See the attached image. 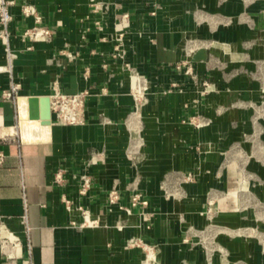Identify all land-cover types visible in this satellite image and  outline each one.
I'll return each mask as SVG.
<instances>
[{
  "label": "crops",
  "instance_id": "0c3cea01",
  "mask_svg": "<svg viewBox=\"0 0 264 264\" xmlns=\"http://www.w3.org/2000/svg\"><path fill=\"white\" fill-rule=\"evenodd\" d=\"M21 2L15 0L9 26L16 56L11 71L0 73V214L23 238L15 249L19 260L142 264V250L127 243L139 236L156 246L161 264L198 261L192 243L211 229L205 215L210 198H221L219 223L240 222L241 163L225 151L228 135L249 131L253 113L232 105L248 79L229 72L245 67L238 56L246 53V40H255L249 53H264V0H33L53 29L50 39L33 42L22 36L33 19L23 14ZM153 3L162 8L155 16ZM186 38L218 41L195 58L212 87L227 91L197 97L192 81L177 73L173 62L183 58ZM211 56L225 59L224 67ZM7 62L0 41V65ZM126 62L147 78L148 104L135 94ZM12 80L21 84V96L50 95L54 86L69 94L85 91L86 121L62 124L52 113L51 125L32 141L30 121L19 119L16 100L2 96ZM172 82L187 90L163 94ZM220 106L227 108L219 113ZM197 113L212 123L196 128L188 119ZM251 163L262 172L260 160ZM59 167L66 170L63 184L53 180ZM85 169L95 184L79 201L100 216V225L92 227L74 225L79 217L61 201L62 194L78 199V174ZM188 171L196 178L185 183ZM112 188L120 191L124 208L107 204ZM135 192L148 200L145 208L132 205ZM228 247L233 258L257 262L256 243L235 238ZM0 264H6L1 250Z\"/></svg>",
  "mask_w": 264,
  "mask_h": 264
},
{
  "label": "rangeland",
  "instance_id": "374dc122",
  "mask_svg": "<svg viewBox=\"0 0 264 264\" xmlns=\"http://www.w3.org/2000/svg\"><path fill=\"white\" fill-rule=\"evenodd\" d=\"M159 9H162L161 6L153 3L150 14L157 15ZM217 42L214 39L186 38L183 40V58L173 62L175 65H181V71H177V73L192 81L197 97L213 90H228V88L219 86L213 88V82L208 76L201 73L199 61L195 58L197 51L202 48L217 46ZM254 42L255 40L252 39L246 40L244 43L246 53L238 56L239 59L241 58L242 64L245 65L243 70L236 69L229 72L233 76L244 73L248 79L247 84L240 88L242 94L238 102L232 105H237V108L246 113H253L252 118L247 120L248 126L251 127L249 131L240 136L228 135L231 143L225 151L227 158L237 159L241 163L240 190L243 196L237 200L240 222L236 225L219 223L217 218L220 214L219 202L221 198H210L207 201L205 215L211 229L199 234L198 240L192 243L195 248L197 247L198 255L196 258L198 261L184 259L180 264H264V53L254 55L248 52L252 50ZM261 47L264 51V36L261 39ZM211 58H214L213 62L217 65L224 67L225 59L216 56H211ZM255 82L258 85H254ZM182 85L179 84L173 91H186L187 88L184 83ZM204 91L205 93H203ZM144 97L147 99L144 103L148 104V95ZM226 108V106H220L218 112L221 113ZM191 116H194L193 119H190ZM191 116L188 121L196 128L212 123L211 118L202 114L197 113ZM254 160H260L263 165L262 172L255 171L251 165ZM195 178L196 173L188 171L185 175V183L193 182ZM143 201L141 200L140 205L145 208L148 205V200L143 198ZM235 238L257 244L254 251L257 253V262L250 263L247 258L244 260L243 258L235 259L232 257L231 248L228 247V244ZM187 240H189V236ZM127 243L130 248L138 247L142 250V264H161L157 260V249L154 244L146 242L139 236L131 237ZM200 261L202 262L200 263Z\"/></svg>",
  "mask_w": 264,
  "mask_h": 264
},
{
  "label": "built area",
  "instance_id": "2783aa9c",
  "mask_svg": "<svg viewBox=\"0 0 264 264\" xmlns=\"http://www.w3.org/2000/svg\"><path fill=\"white\" fill-rule=\"evenodd\" d=\"M22 12L25 16L33 19V24L28 26L23 32L22 36L29 42L36 41L41 38L50 39L53 37V29L44 23L43 16L38 12V9L33 0H22ZM15 4V0H0V41L5 47L7 53V64L0 65V73L3 71H11L13 60L16 56V52L13 50L10 38L12 32L9 28L11 22L14 19L12 7ZM95 23L98 25L99 20ZM122 34L116 37V47L120 48L122 45ZM118 57L123 55L119 53ZM129 68L132 69L133 81L135 85V94L137 96L147 95V89L149 82L147 78L137 72L136 69L132 68L129 63H125ZM176 71H181V65L174 64ZM179 86L178 82H172L170 86L162 90L163 94L173 92ZM22 86L20 83L12 80L7 88L2 90V96L4 98H10L16 100L17 97L21 96ZM205 93V91L203 92ZM52 113L56 116V120L62 124H83L86 121V92L81 91L73 94L65 93L61 91L58 86H54V91L50 94ZM191 116L190 119H193ZM3 154L0 153V160H2ZM65 168L59 167L53 174V180L56 184H63L65 182ZM78 187H77V198L69 197L66 194L61 195V201L65 208L72 214H77L79 220H72L74 225L81 227H92L100 225V216L94 214L90 207L80 202L79 199L88 197L94 184L95 177L93 174L88 172L86 169L78 174ZM121 193L117 188H112L107 193L106 202L110 206L118 205L120 208L124 206L120 205ZM143 201L142 194L135 192L132 195V205H139ZM146 203L145 201H143ZM127 209V208H126ZM27 216H23V223L25 234L28 239L29 226L26 220ZM23 243V238L20 233L12 229L6 219V216L0 214V250L5 257L6 264H35L33 261H27L22 263L16 254L15 249L20 247Z\"/></svg>",
  "mask_w": 264,
  "mask_h": 264
},
{
  "label": "water",
  "instance_id": "95a60500",
  "mask_svg": "<svg viewBox=\"0 0 264 264\" xmlns=\"http://www.w3.org/2000/svg\"><path fill=\"white\" fill-rule=\"evenodd\" d=\"M16 102L19 119L30 121L31 140H40L41 127L49 126L52 122L50 95L19 96Z\"/></svg>",
  "mask_w": 264,
  "mask_h": 264
},
{
  "label": "bare ground",
  "instance_id": "6f19581e",
  "mask_svg": "<svg viewBox=\"0 0 264 264\" xmlns=\"http://www.w3.org/2000/svg\"><path fill=\"white\" fill-rule=\"evenodd\" d=\"M151 255V254H150Z\"/></svg>",
  "mask_w": 264,
  "mask_h": 264
}]
</instances>
